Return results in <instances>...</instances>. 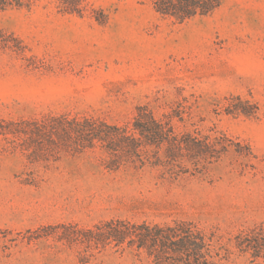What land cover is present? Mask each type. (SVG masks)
<instances>
[{
  "label": "rangeland",
  "instance_id": "rangeland-1",
  "mask_svg": "<svg viewBox=\"0 0 264 264\" xmlns=\"http://www.w3.org/2000/svg\"><path fill=\"white\" fill-rule=\"evenodd\" d=\"M155 1L0 0V264H264V0Z\"/></svg>",
  "mask_w": 264,
  "mask_h": 264
},
{
  "label": "trees",
  "instance_id": "trees-1",
  "mask_svg": "<svg viewBox=\"0 0 264 264\" xmlns=\"http://www.w3.org/2000/svg\"><path fill=\"white\" fill-rule=\"evenodd\" d=\"M154 3H155L156 11L158 13L162 15H172L176 17L179 21L183 22L187 19H191L198 15L205 16V15L210 14L212 11L220 7L222 0H156ZM74 123H75L74 124L75 127L71 128V130L75 132L86 133V132L91 131L90 129H87L84 126H81V124H78L77 122H74ZM93 131H97V130H93ZM97 135L101 137L103 134H100L99 132H97ZM116 226L117 224H114V226L109 228V230L103 231V232L101 231V227H98L96 228V230H90L89 233L96 235L95 237H99V238L104 237L110 240L115 239L117 241H121V240H125L126 238L134 237L133 233L123 231L119 227H116ZM154 230L156 232H154L153 229H151L150 227H147L146 231L148 234L144 236V238L142 239L149 237L151 243L154 242L155 245H157V243L160 242V244L163 247L168 248L169 241L171 242L172 239L175 238L177 239L176 241L177 245L179 246V243H180L183 246V249H181V246H180V250L186 251L185 249H187V252H190V250L199 252V255H201L203 258V264H218L213 258V256L209 254V248H208L209 244L205 242L204 238L201 239L199 242L195 238L193 239L192 231H189L188 235L184 239L182 238L181 234L178 233L177 231L168 233L167 230H164L158 227L155 228ZM261 230L264 232V228L260 229L259 232H261ZM259 232L250 234L248 237H250L249 239L250 241L253 240V242L255 243L254 251H257L260 253L264 251V238H261V234ZM171 243H175V242L172 241ZM140 247L141 248L146 247L150 251L152 249L150 248L149 245L147 246L145 241L142 242ZM203 249L207 250V252L202 253ZM208 256H209V259H208Z\"/></svg>",
  "mask_w": 264,
  "mask_h": 264
}]
</instances>
